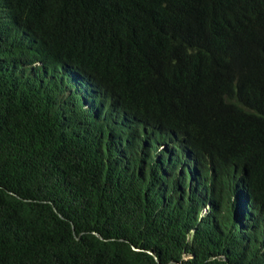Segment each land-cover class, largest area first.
Returning a JSON list of instances; mask_svg holds the SVG:
<instances>
[{
  "label": "trees",
  "instance_id": "obj_1",
  "mask_svg": "<svg viewBox=\"0 0 264 264\" xmlns=\"http://www.w3.org/2000/svg\"><path fill=\"white\" fill-rule=\"evenodd\" d=\"M173 263L264 264V0H0V264Z\"/></svg>",
  "mask_w": 264,
  "mask_h": 264
},
{
  "label": "water",
  "instance_id": "obj_2",
  "mask_svg": "<svg viewBox=\"0 0 264 264\" xmlns=\"http://www.w3.org/2000/svg\"><path fill=\"white\" fill-rule=\"evenodd\" d=\"M100 238H101V236H99ZM102 239V238H101ZM173 264H175V263H173Z\"/></svg>",
  "mask_w": 264,
  "mask_h": 264
}]
</instances>
